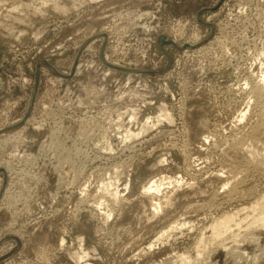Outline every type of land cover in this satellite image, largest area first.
<instances>
[{"label": "rangeland", "instance_id": "rangeland-1", "mask_svg": "<svg viewBox=\"0 0 264 264\" xmlns=\"http://www.w3.org/2000/svg\"><path fill=\"white\" fill-rule=\"evenodd\" d=\"M263 70L264 0H0V264H196L217 218L264 197L227 155ZM152 180L172 205L140 221ZM246 229L199 263L264 264Z\"/></svg>", "mask_w": 264, "mask_h": 264}, {"label": "bare ground", "instance_id": "bare-ground-1", "mask_svg": "<svg viewBox=\"0 0 264 264\" xmlns=\"http://www.w3.org/2000/svg\"><path fill=\"white\" fill-rule=\"evenodd\" d=\"M195 45V44H194ZM105 56V58H107V56L106 55H104ZM261 78H259L260 80L258 81V83L256 82V85L253 87V93H254V96H256V97H258V98H260V99H262V106H261V111H260V116H258V117H260V119H259V121H258V123L256 124H254L253 125V127L252 126H250L251 127V129L249 130V133H247L248 135H247V137L245 136V137H243L242 136V138L241 137H239L240 139L238 140V139H236L237 141H235V143L233 144V146L232 145H230V146H232V148H231V151L229 152V154H227V155H229L230 157H229V159H231L232 160V164L229 166V172L228 173H230L231 174V178H237L236 176L237 175H241V174H239L240 172H242L243 171V168H241L242 169V171H241V169H240V167L242 166V165H244V163H247L248 165H246V166H252L253 168H256L257 170L259 169V170H264V140H262V139H264V70H263V72L261 73ZM246 109V108H245ZM259 111V110H258ZM242 113V112H241ZM240 113V114H241ZM246 114H247V112H245ZM245 113H244V111H243V113H242V115H240L241 117H239V118H241L242 120H243V117L245 116ZM241 121V120H240ZM246 134V133H245ZM7 137H8V135H7ZM10 137V136H9ZM13 138H14V136H12ZM6 139V138H5ZM233 142V141H232ZM262 144H261V143ZM258 143H260L261 144V146L259 147V146H257L258 145ZM231 144V143H230ZM228 153V152H227ZM186 154V153H185ZM225 154V153H224ZM244 155V157H243V159H242V157L241 156H243ZM228 157V156H227ZM230 160V161H231ZM243 160H244V162H243ZM227 163V162H226ZM229 163H231V162H229ZM245 165H244V167H245ZM228 167V166H227ZM246 168V167H245ZM244 168V169H245ZM250 168V167H249ZM227 170H228V168H226ZM246 169H248V168H246ZM245 169V172L247 171ZM10 172V171H9ZM221 172V171H220ZM263 172V171H262ZM244 172H242V174H243ZM229 174V175H230ZM218 176V175H217ZM158 178V177H157ZM223 178V180L225 179L224 177H222ZM230 178V180H232ZM162 179V178H161ZM164 179V178H163ZM216 179V178H215ZM221 179V178H220ZM227 179V181H228V177L226 178ZM225 179V180H226ZM218 180V179H217ZM223 180H222V184H223ZM153 181V180H152ZM151 181V183H149L148 184V186H146L147 188H143V189H146V192H145V196H144V199L142 200L143 201V203H141V205L143 204V207H144V210L143 211H141V214L139 215V220L140 221H149V219H152L154 216H155V214L157 215V213L158 212H161V210H163V208L165 209V208H169L171 205H172V200L173 199H166V200H164V202H163V205H162V203L161 202H159V200H158V202L159 203H157V201L156 202H154V195L152 196L151 194V191L152 190H154L155 192H157V191H159V189H160V185H161V181H163V180H161L159 183H160V185H159V187L157 186L158 184L155 182V181H153L152 182ZM226 181V182H227ZM233 181H235V179L233 180ZM225 182V181H224ZM225 182V183H226ZM157 185H156V184ZM228 183V182H227ZM163 185H164V181H163V183H162ZM231 184H232V182H231ZM233 185V184H232ZM232 185H231V189H232ZM236 185V184H235ZM162 186V185H161ZM222 186V185H221ZM225 186H227V185H223V188L225 187ZM228 186H230L229 185V183H228ZM234 186V185H233ZM104 187V186H103ZM108 188H109V186H108ZM228 189H230V188H228ZM249 190V189H248ZM194 191V190H193ZM228 191V190H227ZM232 191V190H231ZM4 192H5V189H4ZM233 192V191H232ZM151 193V194H150ZM159 193V192H158ZM202 193V192H201ZM5 194V193H4ZM3 194V195H4ZM232 194V193H231ZM186 196H187V194H186ZM118 199V198H117ZM116 199V200H117ZM114 200H115V198H114ZM263 200H264V197H263V199L261 198V201L259 200H257V201H255L256 203L255 204H252V207L249 209H247L248 211L249 210H252L251 212H250V214L252 213V215H251V217H250V214H249V212H248V214L249 215H246V217H244V218H247L248 216L250 217V220H246V221H248V223H247V225H246V228H243V227H241L240 229H246V230H250V232L247 234V235H249V234H253L254 233V231L256 230V229H261V230H263L264 231V208L262 207V204L264 203L263 202ZM141 201V202H142ZM152 201L154 202V203H152ZM126 202V201H125ZM161 203V204H160ZM149 207H150V209H149ZM243 209V208H242ZM242 209H240V210H242ZM240 210H236L235 212L237 213L238 211H240ZM244 210V209H243ZM242 210V211H243ZM241 212V211H240ZM236 213H234V214H227V215H223V216H221V217H219V218H217L216 220H215V222L214 223H212L211 224V230H210V232H211V234H210V238L208 237L207 239H206V237H205V239H203V237H202V239L203 240H201L200 241V239H199V242H198V249L196 250L197 251V253H196V260L195 261H197V263H199L200 261H202V259L206 256V257H209L210 256V254H212L211 256H214V255H216L217 254V250L218 249H216V246H215V249L213 248L214 246H213V244L214 243H216V244H218V246L219 247H221L220 246V240L221 239H225L226 241H227V239L229 238V240H231V238H232V241H233V239L235 238V239H237L241 234V232L239 233V230L240 229H237V230H233V228H239V226H240V224H241V222H243V221H245V220H239V219H237V220H239V221H237L236 220V218L238 217L237 215H238V213H237V215H235ZM241 214H242V212H241ZM244 215V214H243ZM242 215V216H243ZM237 216V217H236ZM155 217H157V216H155ZM154 217V218H155ZM242 219H244L243 217H241ZM246 223V222H245ZM179 224V223H178ZM245 227V226H244ZM176 228V227H175ZM249 228V229H248ZM243 232V231H242ZM256 233V232H255ZM245 235H246V232L244 233ZM243 234V235H244ZM242 235V236H243ZM243 236L244 237V239L246 238V236ZM253 235H255V234H253ZM241 238V237H240ZM223 239V240H224ZM234 239V240H235ZM224 240V241H225ZM239 240H242V239H239ZM239 240H236L235 242H233V243H235L236 244V242L237 241H239ZM244 241V240H243ZM240 242V241H239ZM238 243V242H237ZM221 244H222V242H221ZM213 247H212V246ZM215 245V244H214ZM225 246V245H224ZM224 246H222V247H224ZM221 247V248H222ZM226 247V246H225ZM213 248V249H212ZM226 248H228V247H226ZM226 248H224V249H226ZM223 249V250H224ZM220 251H221V249H219ZM217 251V252H216ZM216 252V253H215ZM222 252V251H221ZM220 253V252H219ZM217 254V255H220V254ZM205 257V258H206ZM215 257V256H214ZM213 257V258H214ZM220 258V257H219ZM218 258V259H219ZM208 259V258H207ZM211 259V258H210ZM206 261V260H205ZM218 261V260H217ZM202 262H204V260L202 261ZM214 262V261H213ZM196 263V264H197ZM201 263V262H200ZM199 263V264H200ZM234 264H237V263H234Z\"/></svg>", "mask_w": 264, "mask_h": 264}, {"label": "water", "instance_id": "water-1", "mask_svg": "<svg viewBox=\"0 0 264 264\" xmlns=\"http://www.w3.org/2000/svg\"><path fill=\"white\" fill-rule=\"evenodd\" d=\"M159 42L160 44H164V43H167V44H170L172 46H175V44L172 42V41H169V40H166L164 36H161L159 38ZM167 57H168V62H167V65L165 67H162L160 69H157V70H139V69H132V68H126V67H120V66H116V65H113L111 63H108L105 59H104V55H103V52H101V59L102 61L104 62V64H106L109 68L111 69H115V70H120V71H124V72H129V73H159V72H162V71H165L168 66H169V63H170V59H169V55L166 54ZM50 70L52 72H54L55 74H57L58 76H62L60 73H58L56 70H54L50 65H47ZM36 88H37V80L35 81V84H34V88H33V91H32V98H31V103L33 101V98L35 96V92H36ZM17 125H13V126H10L4 130H9L11 128H15ZM2 191V190H1ZM1 191H0V194H1Z\"/></svg>", "mask_w": 264, "mask_h": 264}]
</instances>
